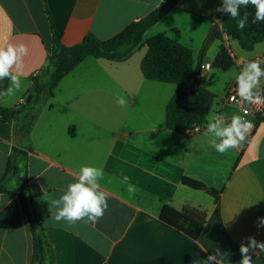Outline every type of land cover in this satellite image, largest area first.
I'll return each instance as SVG.
<instances>
[{
    "label": "crops",
    "instance_id": "obj_1",
    "mask_svg": "<svg viewBox=\"0 0 264 264\" xmlns=\"http://www.w3.org/2000/svg\"><path fill=\"white\" fill-rule=\"evenodd\" d=\"M162 1L0 0V44L23 43L28 48L22 58L21 88L0 96V107L19 106L16 120L0 116V181L13 156L18 169L6 184L10 190L26 184L35 194L34 210L53 249V264H207L216 248L225 253L224 264H239V248L248 243L247 237L264 242V227H257L258 218L264 217L262 122L239 148L224 154L211 147L205 135L213 114H225L229 121L240 114L225 103L226 87L238 73L224 80L222 91L211 86L213 76L203 83L217 99L207 123L187 135L167 126V106L177 85L148 80L142 72L146 43L122 62L89 57L61 80L53 97L31 96L26 103L34 79L49 66L53 29L67 47L83 42L89 33L108 40ZM221 2L179 0L148 30L145 41L165 33L191 48L197 63L205 42L222 30L226 14L215 11ZM222 45L230 46L239 69L250 59L264 61V42L243 52L240 43L234 46L225 36L211 44L202 64H213ZM9 86L8 78L0 80V92ZM117 96H123L126 106L117 104ZM31 121L26 133L24 127ZM82 166L103 169L99 183L109 194L108 208L95 224L87 218L57 222L51 200L76 181ZM184 177L220 191L218 200L185 186ZM129 184L135 193H129ZM166 205L207 211L197 241L160 220ZM33 253V231L19 196L1 194L0 264H33ZM252 264H264V252L252 253Z\"/></svg>",
    "mask_w": 264,
    "mask_h": 264
},
{
    "label": "trees",
    "instance_id": "obj_2",
    "mask_svg": "<svg viewBox=\"0 0 264 264\" xmlns=\"http://www.w3.org/2000/svg\"><path fill=\"white\" fill-rule=\"evenodd\" d=\"M178 3L179 0H163L161 5L149 15L131 23L108 40H101L95 34L89 33L83 42L67 47L62 43L61 34L53 29L50 63L42 75L34 79V88L30 94L32 100H39L44 95L53 97L61 80L89 57L122 62L129 59L146 43L148 51L141 64L145 78L151 81L175 84L178 87L167 106L168 128L174 133L187 135L195 128L204 126L217 97L203 86L204 77L201 75V65L211 39L203 45L197 63L191 48L165 33L155 35L145 41V34L148 30L164 18ZM245 13L248 14V21L242 30L238 29L236 20L225 15L222 21V30L217 33L216 38L224 40V37L227 36L237 40L244 50L251 51L258 43L264 42V22H253L255 8L251 5L247 8L241 7V17ZM231 51L230 47L221 46L220 52L212 64L216 70L228 71L235 65V56L231 55ZM197 77L201 79V85L194 95H190V89ZM17 109L19 106L16 108L0 107V116L8 122L16 120ZM32 124L33 121L24 127L26 133L31 130ZM17 169L16 162L11 156L6 174L0 181V195L19 196L33 231V264H53V249L47 240L46 230L39 223L34 210L35 194L26 184L14 190H10L6 184L7 177L15 173ZM182 182L191 189L204 191L216 200L221 193L208 187L202 181L189 177H184ZM160 220L197 241L205 228L207 211L190 205L183 210L166 205L160 213Z\"/></svg>",
    "mask_w": 264,
    "mask_h": 264
},
{
    "label": "clouds",
    "instance_id": "obj_3",
    "mask_svg": "<svg viewBox=\"0 0 264 264\" xmlns=\"http://www.w3.org/2000/svg\"><path fill=\"white\" fill-rule=\"evenodd\" d=\"M249 5L255 8L253 22H264V0H222L215 11L230 16L236 20L238 29H244L248 21V14L241 17V7ZM28 55L25 44H0V80L8 78L10 86L0 96L13 95L21 88L20 77L24 74L23 57ZM264 61L250 60L243 64L235 78L236 93L239 99L248 105L264 104V90L261 89V80L264 79ZM15 66L16 71L12 69ZM235 100L236 97H233ZM117 104L126 106L123 96H117ZM247 111L243 115L234 113L230 121L225 114H213L206 127L205 135L209 136V144L218 153L224 154L230 149L239 148L253 129V122L246 119ZM104 179L103 169L94 166H82L75 182L69 183L67 190L59 199L51 200V205L57 208L53 218L57 221H66L73 224L87 218L88 222L95 224L101 219L108 208L109 194L101 189L100 181ZM129 177L123 181L127 183ZM129 193H135L134 185H128ZM62 205V206H61ZM257 227H264V217L258 218ZM247 244L241 243L239 251L241 260L239 264H252V253L257 249L264 252V242L257 241L255 237H247ZM225 253L219 248L208 255L207 264H224Z\"/></svg>",
    "mask_w": 264,
    "mask_h": 264
},
{
    "label": "built area",
    "instance_id": "obj_4",
    "mask_svg": "<svg viewBox=\"0 0 264 264\" xmlns=\"http://www.w3.org/2000/svg\"><path fill=\"white\" fill-rule=\"evenodd\" d=\"M230 47V46H228ZM231 55L234 56L233 52L231 51ZM212 65L211 63H203L201 65V75L206 76L211 72ZM262 90H264L262 88ZM233 97H236L234 100ZM225 103L231 106H234L239 109L240 115H243L245 111H247L246 119L253 122V129L251 130V133H253L256 129V123L261 122L264 120V104H253L248 105L245 102L241 101L236 93V84L235 81L229 83L225 90ZM199 127L195 128L193 131L189 132V134L198 131Z\"/></svg>",
    "mask_w": 264,
    "mask_h": 264
},
{
    "label": "rangeland",
    "instance_id": "obj_5",
    "mask_svg": "<svg viewBox=\"0 0 264 264\" xmlns=\"http://www.w3.org/2000/svg\"><path fill=\"white\" fill-rule=\"evenodd\" d=\"M219 39L218 38H216V39H214V40H211V42H210V45H209V47H208V49H207V51H206V54H207V52H208V50H209V48H210V46H211V44L213 43V42H217ZM231 43L235 46H237L238 45V41L237 40H235V39H231ZM239 49H241V51H245L244 49H242V48H239ZM247 53V52H246ZM206 54H205V56H204V58H203V60H206L207 59V57H206ZM200 56V55H199ZM199 56H196V60H197V62L199 61ZM250 60H255V59H250ZM212 65V64H211ZM262 67V66H261ZM239 71H240V69L239 68H237L236 67V65H234L230 70H228V71H218V70H216L214 67H213V65H212V69H211V72L209 73V76H207L206 78H204V82H208V81H210V80H212V76H213V83L211 84V86L213 87V88H215L216 90H223V88H224V80L227 78V77H230V76H232V75H234L235 73H239ZM216 99H217V97H216ZM215 102H216V100H215ZM215 102H214V104H215ZM214 104H213V106H214ZM212 109H213V107H212ZM208 118V117H207ZM262 123L260 124V126H264V121H261Z\"/></svg>",
    "mask_w": 264,
    "mask_h": 264
},
{
    "label": "water",
    "instance_id": "obj_6",
    "mask_svg": "<svg viewBox=\"0 0 264 264\" xmlns=\"http://www.w3.org/2000/svg\"><path fill=\"white\" fill-rule=\"evenodd\" d=\"M201 85V79L199 77H197L190 89V95H194L196 90L199 89ZM31 101V96L28 97L26 103L28 104Z\"/></svg>",
    "mask_w": 264,
    "mask_h": 264
}]
</instances>
